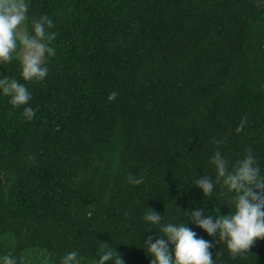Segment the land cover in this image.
I'll return each instance as SVG.
<instances>
[{
  "label": "trees",
  "instance_id": "obj_1",
  "mask_svg": "<svg viewBox=\"0 0 264 264\" xmlns=\"http://www.w3.org/2000/svg\"><path fill=\"white\" fill-rule=\"evenodd\" d=\"M29 6L27 31L48 16L56 55L42 81H23L15 59L0 63V78L25 84L37 109L26 120L0 92V264L9 253L17 264H60L74 250L97 264L102 246L149 264L144 241L161 226L197 208L233 213V193L218 184L206 197L194 182L215 178L217 148L230 163L251 148L264 175V0ZM150 209L159 225L143 219ZM187 226L213 243L214 264H264V239L233 258L218 236Z\"/></svg>",
  "mask_w": 264,
  "mask_h": 264
},
{
  "label": "clouds",
  "instance_id": "obj_2",
  "mask_svg": "<svg viewBox=\"0 0 264 264\" xmlns=\"http://www.w3.org/2000/svg\"><path fill=\"white\" fill-rule=\"evenodd\" d=\"M29 7V0H0V63L7 64L15 59L23 81H42L48 75V59L56 55L52 45L58 33L50 31L55 25L45 15L32 21L30 34L26 26ZM0 92L9 98L13 108L23 106L24 119L30 121L35 116L37 109L29 104L32 96L25 84L5 76L0 78ZM246 123L247 117L244 116L235 131L242 132ZM224 142V139L214 141L217 145ZM245 153L243 158L230 163L217 148L211 158L215 178L203 175L194 182L206 197L212 195L218 184L226 188L227 193H233L229 202L234 212L217 216L205 214L203 208L187 212V222L194 223L209 236H218L226 243L233 258L248 253L255 241L264 239V175H261L253 150L245 149ZM143 182V174L128 177V183L132 185ZM143 219L149 226L159 225L162 216L150 209ZM187 222L161 226V234L154 242L152 236L147 237L144 244L151 257L149 264H214L210 252L213 243L197 238V233L187 226ZM170 245L174 247L170 248ZM78 256V251H71L61 258L60 264H80ZM109 260L124 264L116 251L102 246L97 264ZM2 264H17V261L9 253L3 256Z\"/></svg>",
  "mask_w": 264,
  "mask_h": 264
},
{
  "label": "water",
  "instance_id": "obj_3",
  "mask_svg": "<svg viewBox=\"0 0 264 264\" xmlns=\"http://www.w3.org/2000/svg\"><path fill=\"white\" fill-rule=\"evenodd\" d=\"M112 96V95H111Z\"/></svg>",
  "mask_w": 264,
  "mask_h": 264
}]
</instances>
